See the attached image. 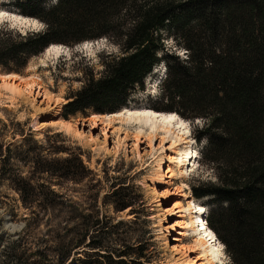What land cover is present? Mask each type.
I'll list each match as a JSON object with an SVG mask.
<instances>
[{"label":"trees","instance_id":"obj_1","mask_svg":"<svg viewBox=\"0 0 264 264\" xmlns=\"http://www.w3.org/2000/svg\"><path fill=\"white\" fill-rule=\"evenodd\" d=\"M0 1V10L45 24L44 31L17 39L2 34L1 66L26 64L52 45L74 47L106 37L119 46L120 55L104 58L99 78L87 76L67 103L64 119L130 108L133 92L144 91L145 81L165 63L162 96L167 103L152 109L206 120L195 138L206 140L203 157L218 171L216 184L192 185L193 197L210 198L219 207L209 212L208 224L233 264H264V0ZM171 38L188 52L186 59L169 51ZM5 146L0 141L4 165L11 161ZM43 174L50 178L48 185L34 182ZM90 177L94 174L74 153L39 155L31 177L14 176V189L29 216L16 239L0 234V264H146L145 247L134 250L128 242L123 249L107 246L117 234L109 217L97 209L77 216L72 202L52 189L58 185L55 179L82 182ZM133 196L122 186L107 199L120 212L133 207ZM44 221L45 231L36 235ZM123 224L131 226L118 225Z\"/></svg>","mask_w":264,"mask_h":264},{"label":"rangeland","instance_id":"obj_2","mask_svg":"<svg viewBox=\"0 0 264 264\" xmlns=\"http://www.w3.org/2000/svg\"><path fill=\"white\" fill-rule=\"evenodd\" d=\"M44 30L45 24L36 30L32 28L21 30L10 26L9 23L0 22V38H2V34L4 33H9L10 37L17 39L19 35L26 36L30 32H42ZM92 43L94 45L92 51H87L81 47H77V50H75V47L65 46L68 48V55L45 59L43 57L45 49L41 53L30 57L26 64L19 66L16 62H11L7 67L0 65V73H15L24 78L34 75L38 76L41 79L40 83L54 98L52 102L48 103L46 98L42 96V93L39 94L37 90L30 97L34 101L33 104L23 98L18 99L16 97L14 99L10 94L0 93V141L6 145L4 147L5 154L11 158V161L6 165L2 164L0 160V234L6 233L10 240L16 239L27 224L25 218L29 216V212L23 206L19 193L14 189L13 177L18 173L27 178L31 177L32 162L39 155L50 156V158H64L69 153H74L80 155L85 165L94 174V177L85 179L82 182L55 179L53 181L58 185H54L52 189L64 195L72 202V205L78 209L75 212L77 216H79L80 212L87 214V209H97L101 217H109L111 220L110 226L116 228L117 234L112 236L107 246L123 249V243L128 242L134 250H137L139 247H145L146 257L143 259V263L168 264L174 256H177L173 255L172 248L175 245H181L186 248L185 252L189 255L190 259L194 260L198 257L197 250L194 249L196 252H192L193 240L196 235L190 233L188 229L183 228L184 225H178V222H181L182 219L180 213L174 208V205L177 201H183V193L191 192L193 195L192 185L198 184V182L217 183V169L207 164L203 157L206 140L198 142L195 138L197 130H201L204 127L206 120L201 118L189 119L180 115L190 124V136L196 142L195 150L200 157L196 161V167L194 168H192L193 164L191 162L189 164L187 162L188 172L186 173V179H181L178 168L185 164L189 158V161H191L193 157L184 159L186 154L176 164H171L170 160L167 161L169 156H175L174 151L169 148L171 145L169 136L167 137L158 132L156 138L155 136H150L153 138L152 141L155 140L156 142H150L151 138L145 137V134L139 139H135L138 131L135 125H127L126 127V125L122 126L121 123L116 122L117 124L114 123L110 127H104V124L97 122V126H90L91 116L99 114L93 113V111H89L86 115L79 114V116L77 115L78 117L70 116L68 119H64V109L67 103L73 100L72 97L84 87L87 76L93 74L96 78H99L104 70L102 65L104 58L109 54L120 55L121 51L119 46L116 45V41L104 37L93 40ZM167 47L170 52H176L182 59L188 57V52L172 38L167 42ZM158 67L154 69V72L146 80L145 90L137 89L133 92L129 102L130 108L152 109L154 107H162L167 103L162 96L163 83L168 71L167 65L162 63ZM73 117L78 118V128L81 132L85 131L86 135L91 133L95 138L98 137L97 143L78 139L73 134H66L59 129V125H50L62 119L68 121ZM42 124L44 126L39 129L40 131H37V128L40 127L39 125ZM126 131H129V134ZM147 132L148 129L146 128L145 133ZM105 140L108 142L107 147L111 146L110 150H117L116 155L109 154L102 147L103 145L100 143H103ZM150 143L151 147H149ZM188 145L182 146L183 154L186 153L185 148ZM100 150L103 151L101 152ZM152 154H155L158 158H166L163 167L165 179L163 178L162 182H160L161 184H158L160 188L155 184L157 190H162L163 192V190L167 189L169 191V195L166 198L167 202L163 205H159L162 203L159 202V199L152 192ZM183 159L184 162L182 163ZM170 165L175 170L172 178L169 176L170 174H167L168 169L166 168ZM37 176L38 181L34 179L35 183L49 184L46 182L50 181L47 174ZM182 181L187 186H184ZM117 185L118 187H115ZM122 186L128 187L129 192L136 199L132 208L117 212L107 198L114 190ZM210 200V198L200 199L201 204L208 207V212L216 205H212ZM93 204L97 205V208L89 207ZM157 206L159 207L157 208ZM162 208H174L172 210L174 211V215L172 214L171 218H168V222L175 225V228L166 234L159 228V219L164 216ZM216 209H219L217 205ZM121 222L130 223L131 226H126V224L118 225ZM55 223L57 224L59 221ZM45 229L44 221L36 227L34 233L36 235L40 233L41 235ZM184 231L188 232L186 233L187 235L182 234ZM164 235L169 236L167 240L164 239ZM218 240L223 246L224 264H233L225 245L219 238ZM82 250L87 249L83 247ZM80 256L83 255L80 254ZM184 264L188 263L184 262Z\"/></svg>","mask_w":264,"mask_h":264},{"label":"bare ground","instance_id":"obj_3","mask_svg":"<svg viewBox=\"0 0 264 264\" xmlns=\"http://www.w3.org/2000/svg\"><path fill=\"white\" fill-rule=\"evenodd\" d=\"M3 2L4 1H0V3H3ZM0 22L9 23L10 26L17 27L21 30L28 29V28H30V29L32 28V29L36 30L42 25L36 20L24 18V17L20 16L18 13H13L12 11H8L6 9L0 10ZM85 44H87L88 46L85 47ZM85 44H82L81 48H85L87 51H92V49L94 47L93 43L87 42ZM67 49L68 48H66L65 46H59V45L53 46L52 45L47 49V51L45 50L43 57L45 59H48V58H54V57H58L61 55H66V54L68 55ZM43 63H44V61H43ZM0 79H2V80H0V93L4 92L5 94H10V95H12V97L14 99H16V97L18 99L23 98L24 100L33 103L34 101L30 97L32 96V94H34L33 92H36L38 90V93L39 94L42 93V96H44L46 98L48 103H50L54 100V98L45 89V87L42 85V83H40L41 79L38 76L34 75V76L29 77V78H24V77L20 76L19 74H15V73H8V74L0 73ZM77 117H73L68 121H65L62 119V120H59L57 122H53L50 125L51 126L53 124L57 125V126L59 125L58 126L59 129H61V131L65 132L66 134H71V135L73 134L78 139L80 138L82 140H87L89 142L97 143L98 137L95 138L94 135H92L91 133L86 135L85 131H82V132L80 131V129L78 128L79 122H78ZM97 122H101L102 124H104L103 125L104 127H110L114 123L117 124L116 122L121 123L122 126L126 125V127H127V125H135V126H137L136 129L138 130L137 134L135 136V139H139L141 136H143L145 134V137L151 138L149 140L150 142L153 139L152 137L155 136V138H156V135L158 134V132H161L165 136H167V137L169 136L170 141H171V145L169 148H170V150H173L175 153V156H169L167 158V161L170 160L171 164L172 163L176 164L177 162H180V158H182V156H184L186 154L187 155H186V157L184 156V159L188 158V157H191V158L193 157L191 161H189L190 160V158H189L188 160H186L185 164H183L180 168H178L179 169V175L181 176V179H184L186 177V173L188 172L187 171V165L190 162H191V164H193L192 168L196 167V160L195 159H196V156L198 157V152L195 150V146H196L195 141H194V139H191V136H190L191 135L190 124L188 121L184 120L183 118H181L176 113H163V112H157L153 109L129 108V107H127V108L120 110L119 112H117L115 114H110V115L109 114L108 115L93 114L90 118V126L96 125ZM39 126L40 127L37 128V131H40L39 129L41 127H43L44 125L42 124ZM146 128L148 129L147 133H145ZM123 131H125V130H123ZM126 132L128 133L129 131H126ZM134 132H136V131H134ZM150 136H152V137H150ZM143 139H146V138H143ZM160 140H162V139H160ZM191 140H193L194 143L191 142ZM98 141H100V140H98ZM153 141L156 142L155 140H153ZM190 142H191V144H190ZM107 143H108L107 140H105V141H103V143H100V144L103 145L102 147L105 148V150H107L109 154L116 155L117 150H115V149L110 150L111 146L108 148ZM160 143H161V141H160ZM188 144H190V145H188ZM123 145H124V142H123ZM183 145H188V147L185 148V150H186L185 154H183L184 152H182V150H183L182 146ZM149 147H151V143L149 144ZM113 148H114V146H113ZM167 150H169V149H167ZM152 151L153 150H151V152ZM153 153H154V151H153ZM152 156H153V159H152L151 165H152V172H153L152 175L153 176L151 178V182L153 184V188L152 187L151 188H152L153 195L159 199V202L162 203L159 205H163L167 202L166 198L169 195V191L167 189L163 190V192H162V190L161 191L157 190L155 188V186H156L155 184L158 185L160 182H162L163 178L165 177V175H164L165 171L163 170V167L165 165L166 158H158V157H156L155 154H152ZM152 156H149V157H152ZM184 159L181 161L182 163L184 162ZM187 162H188V164H187ZM166 168L168 169L167 174H170L169 176L172 178L175 170L172 168L171 165L167 166ZM175 175H176V177H178L177 174H175ZM182 184H184V186H187L184 181H182ZM159 185H158V187H159ZM182 190H184V189H182ZM186 190H188V189H186ZM183 198H184L183 201H181V202L177 201V203L174 205V208L177 210V212L180 213V217L182 219L181 222H178V225H181V226L184 225L183 228L188 229V231L190 233L196 235L194 240H193L194 245H193V247L192 246L191 247L193 249L192 252L197 250L198 257H196L194 260L190 259L189 255H187L185 252L186 248H184L181 245H178V246L175 245L172 248V253H173V255L179 256V258H177V256H174V258L171 261H169L168 264H184V262L188 263V264H224V253H223V249L221 247L222 245L219 243V241L215 240L216 237H215L213 231L206 228V226L204 225V223L202 221L203 213L208 211V207L204 208L203 204H201L200 201H196L191 192L183 193ZM158 207L159 206H157V208ZM174 208H172V209L162 208L161 209L164 211V214H163L164 216H163V218L159 219V221H160L159 222L160 223L159 228H161L164 231V234L168 233L169 231H171L175 228V225H172L170 222H168V218H171V216L174 212L172 210ZM200 209H203V211H200ZM186 233H188V232L184 231L182 234H186ZM168 237H167V235H164V239L167 240Z\"/></svg>","mask_w":264,"mask_h":264},{"label":"water","instance_id":"obj_4","mask_svg":"<svg viewBox=\"0 0 264 264\" xmlns=\"http://www.w3.org/2000/svg\"><path fill=\"white\" fill-rule=\"evenodd\" d=\"M85 42H86V41H85ZM82 43H84V42H82ZM82 43H80V44L74 46V47H75V50H77V47H81V46H82ZM64 46H66V45H64ZM45 49H46V48H45ZM45 49H44V50H45Z\"/></svg>","mask_w":264,"mask_h":264},{"label":"snow or ice","instance_id":"obj_5","mask_svg":"<svg viewBox=\"0 0 264 264\" xmlns=\"http://www.w3.org/2000/svg\"><path fill=\"white\" fill-rule=\"evenodd\" d=\"M40 27H43V25H41ZM88 45L87 44H85V47H87ZM200 211H203V209H200ZM221 247H223V246H221Z\"/></svg>","mask_w":264,"mask_h":264}]
</instances>
